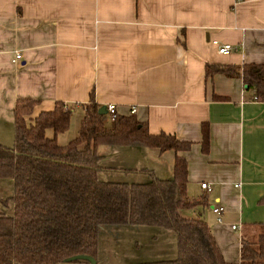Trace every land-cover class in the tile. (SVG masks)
Returning <instances> with one entry per match:
<instances>
[{
  "label": "crops",
  "instance_id": "0c3cea01",
  "mask_svg": "<svg viewBox=\"0 0 264 264\" xmlns=\"http://www.w3.org/2000/svg\"><path fill=\"white\" fill-rule=\"evenodd\" d=\"M223 44L236 51L217 53ZM206 64L264 65V0H0V145L12 144L16 100L37 101L25 119L55 102L81 119L93 91L97 108L112 105L150 135L190 144L176 154L186 162L185 193L205 206L186 216L200 213L224 262L240 264L242 234L253 237L264 226V103L239 78L205 79ZM96 154L101 182L143 183L142 170L162 180L172 175V151L99 146ZM11 193L12 181L0 179V202ZM215 204L224 208L221 223L210 211ZM11 209L0 203V214ZM174 241L159 228L104 227L95 264L112 246L120 264L170 260Z\"/></svg>",
  "mask_w": 264,
  "mask_h": 264
},
{
  "label": "trees",
  "instance_id": "16d2710c",
  "mask_svg": "<svg viewBox=\"0 0 264 264\" xmlns=\"http://www.w3.org/2000/svg\"><path fill=\"white\" fill-rule=\"evenodd\" d=\"M214 74L241 79L255 100L264 103V65L206 64L205 79ZM36 104L31 99L15 101L12 144L0 145V179L12 181L10 198L0 202L12 206L10 216L0 214V264H86L66 260L86 256L95 261L100 229L125 226L159 228L174 235L173 259L136 264H226L201 214L180 213L205 206L202 198L189 200L185 193L186 162L176 154L188 151L189 143L171 134L150 135L133 115L115 114L107 126L90 91L76 136L60 146L55 138L67 131L71 109L55 102L51 111L25 119ZM200 132L205 153V124ZM99 146L172 151L171 178L158 179L150 170H142L139 173L148 177L143 183L101 182ZM259 203L264 204V197ZM262 227L253 237L242 234L240 264H264Z\"/></svg>",
  "mask_w": 264,
  "mask_h": 264
},
{
  "label": "rangeland",
  "instance_id": "374dc122",
  "mask_svg": "<svg viewBox=\"0 0 264 264\" xmlns=\"http://www.w3.org/2000/svg\"><path fill=\"white\" fill-rule=\"evenodd\" d=\"M82 117V116H80ZM80 118L78 112L70 113V119H69V127L65 133H63L59 137V143L60 144H66L68 141L73 139L76 136V131L78 128ZM46 137H50V131H47L45 134ZM181 215L186 216L188 214L187 211H181ZM123 245V244H122ZM112 246V244H109L108 247ZM107 247V248H108ZM117 249H115L114 246L110 247L109 249L105 250L102 255L101 263L100 264H120V262L117 260ZM122 255H120L121 257Z\"/></svg>",
  "mask_w": 264,
  "mask_h": 264
},
{
  "label": "built area",
  "instance_id": "2783aa9c",
  "mask_svg": "<svg viewBox=\"0 0 264 264\" xmlns=\"http://www.w3.org/2000/svg\"><path fill=\"white\" fill-rule=\"evenodd\" d=\"M213 44H215V42H212ZM236 51V47L235 46H231L228 44H223L221 46H217V53L219 54H227L229 52H233ZM15 59L19 58V55H15L14 56ZM253 100H255V98L253 97ZM64 109H66V106H64ZM105 110V114L103 115L105 117V123L106 124H111L113 122V118L115 115V108L112 105H108L104 108ZM134 113V109L132 108L130 110V114ZM200 190H202L205 193L210 192V187L208 184L206 183H201L199 185ZM212 214L215 217V222L216 223H221L222 221V214L224 213V208L222 206H220L219 204H215L213 207H211ZM231 230H235L237 229L236 226H231L230 227Z\"/></svg>",
  "mask_w": 264,
  "mask_h": 264
},
{
  "label": "water",
  "instance_id": "95a60500",
  "mask_svg": "<svg viewBox=\"0 0 264 264\" xmlns=\"http://www.w3.org/2000/svg\"><path fill=\"white\" fill-rule=\"evenodd\" d=\"M97 114L104 115L105 114L104 108L103 107L98 108ZM75 261H83V262H86V264H95L94 259L90 257H86V256H75V257L69 258L66 260V263H72Z\"/></svg>",
  "mask_w": 264,
  "mask_h": 264
}]
</instances>
